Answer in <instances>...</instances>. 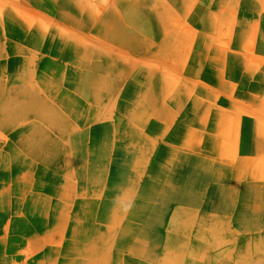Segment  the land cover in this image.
<instances>
[{"label":"crops","instance_id":"0c3cea01","mask_svg":"<svg viewBox=\"0 0 264 264\" xmlns=\"http://www.w3.org/2000/svg\"><path fill=\"white\" fill-rule=\"evenodd\" d=\"M8 1L14 3L0 0V7L15 8L21 34H35L28 38L25 53L33 55L31 43L39 31L51 35L59 30L65 42L61 50L75 44L79 66L105 80L98 96L79 101L81 113L57 112L67 117L60 128L81 132L91 123L93 130L81 133L103 135V120L117 117L110 132L116 127L126 135L117 149L133 168L142 160L143 173L138 180L133 170L132 178L121 180L122 189L115 191L117 183L109 194L82 188L72 178L68 140L53 145L57 148L52 152L32 138L30 144L23 142L24 133H39L23 123L38 116L30 108L22 112L23 103L35 106L39 100L37 79L23 78L35 70L25 68L9 78L0 65V122L10 119L0 124V264H59L60 252L65 258L63 231L69 221L91 232L88 239L73 232L71 240L78 238L74 264H89L83 253L99 241L124 264H264V0ZM28 6L37 13H24ZM5 35L10 36L2 33L0 38ZM119 49L157 65L158 82L149 75L123 82L118 72L133 71L134 65H119ZM58 63L63 71L72 66L65 59ZM106 70L116 71L115 76L103 79ZM128 85L142 88L141 100L116 96L119 87ZM107 86L114 88L110 104L102 97ZM135 106L143 112L137 131L141 149L129 137L135 134L134 125L128 124ZM75 120L81 123L72 126L79 123ZM96 144L101 159L102 142ZM231 148L239 151L238 161ZM53 164L54 169L49 167ZM233 184L242 212L237 227L230 218ZM39 192L43 199L50 194L58 199L56 224L49 225L47 208L37 214L45 205L36 199ZM132 197L138 199L133 206L148 217L136 227L139 217L132 216L121 239L112 240L113 226ZM142 198L147 205L141 207ZM103 216L113 222L99 240L93 232L104 227Z\"/></svg>","mask_w":264,"mask_h":264},{"label":"rangeland","instance_id":"374dc122","mask_svg":"<svg viewBox=\"0 0 264 264\" xmlns=\"http://www.w3.org/2000/svg\"><path fill=\"white\" fill-rule=\"evenodd\" d=\"M2 2H5L6 4H11L14 3L13 1H8V0H1ZM2 11H0V35L3 33L10 34V36L5 35L4 38H0V65L2 68H4L6 71L4 72L5 74L7 73L8 76L6 77H11L15 78L18 74L19 71L22 69L27 68L30 70L32 68L34 73L31 75L25 74L23 77L26 79L28 78H34L37 79L38 81V103L39 104H46L48 108L54 106L57 109V112H59L60 115H64L62 113L65 111V116H68V113L73 114L74 113H81L80 112V107H79V101L82 100H89L91 95H97L98 92L92 91V88L90 87V82L91 78L89 79L88 84L86 86H80L77 85L79 82V77L78 74H82L83 68H81L78 65H75L76 67L71 68L66 71H63L62 67L60 66V63H57L61 61L63 58L61 55L65 56L68 55L70 50L75 49L73 46L75 44L71 43L70 47L68 46V43L64 46L66 48V51H61V54L55 57L52 55L51 51V45L47 43L48 39L43 36L44 31H39V36L38 39H35L34 43L35 45L33 46L34 49L32 50L34 53L33 55L30 54V52L25 53L23 51L24 49L26 50V45L30 37L34 36L35 34L32 33H27V34H21V30L19 28V25L14 21L13 17V11L14 7L12 6H4L0 7ZM24 13L28 14V16H31L32 13H37L35 8L31 7H23ZM40 14L41 12L38 11ZM7 13V14H6ZM6 18V19H5ZM11 24H14L16 31L15 32L12 28H14ZM17 25V26H16ZM47 34V33H46ZM7 37V38H6ZM29 38V39H28ZM31 43V44H34ZM46 43L48 45H46ZM65 42H63V45ZM63 45L61 47H63ZM48 47V48H47ZM69 47V48H68ZM77 50V49H75ZM30 51V50H29ZM49 51V52H48ZM117 58L119 59V65L120 66H131L132 64L134 65V70H129L127 71H119L118 76L123 82L127 78L131 77H138V78H144L145 76L150 78L157 83L159 79V70L157 65H152L147 62L145 58H143L141 55L137 54H132L128 52L127 50L119 49L115 51ZM38 55V56H37ZM29 58V59H27ZM52 58H56V61L52 62ZM61 58V59H59ZM67 58V57H66ZM134 58V59H132ZM52 59V60H51ZM53 63L57 64V67L59 66V76H54L56 79L55 81H44V78H46V75H50V70L53 67ZM73 66V65H72ZM70 66V67H72ZM93 79H95L96 75L95 72L92 73ZM129 74V75H128ZM93 81V80H92ZM97 82V81H96ZM106 88L103 87V92H102V97L104 98L103 100L107 101L108 104L109 102L112 101L114 98H112V95H108V93L105 92ZM118 89V88H117ZM120 91H116V96L122 95L124 97L127 96H136L137 100H141V97L143 95V92L141 91L142 88L139 86H124V87H119ZM86 95L85 99L80 98L79 95L81 94ZM64 95L67 96L64 100L67 101H56L59 96ZM49 97V98H48ZM78 97V98H77ZM93 97V96H92ZM53 98V100L57 103H54V101L49 100ZM118 99V98H117ZM60 100V99H58ZM94 100V99H93ZM27 104V103H23ZM28 105V104H27ZM79 107V109H77ZM29 112V108L27 109ZM34 110V109H33ZM33 114H37L38 111H33ZM57 114V113H56ZM54 115L55 121L60 123V121H65L67 117L63 116H58ZM51 114L47 116H39L37 119H27L24 120V124H28L30 126H33L37 133L36 135L32 134H26L24 133L22 135V139L24 143L30 144L31 138L33 142L38 143L41 145L42 143H45V148L48 150V152H52L54 148H57L56 146L53 147V145L57 144H64L69 141V147H70V159H71V171H72V178L75 180L77 184H80L82 188H86L87 190L91 191H106L107 194L110 193V188H114V185L118 183V186L115 185L116 189L121 186V180H125L126 178H132L130 176V173L134 170V172L137 170L136 167L130 166L128 163L129 161H125L122 159V156L120 155L118 151V147L120 145V141L122 139H126V135L119 134L117 131H119L118 128H115L114 134H112L110 131H112V128H110L111 124H116L119 120L117 117H107L106 120H103V131H107L103 135H94V134H83L81 133L82 130H93L90 129L91 123H87V125L84 124V126L81 129V132L79 129L75 128L74 133L69 132L68 129H57L55 126L52 124V119H50ZM107 115V113L105 114ZM75 117H79L75 115ZM133 118L129 119V126L132 124L135 127V131L137 132L140 130L139 128L142 127V125L139 123V121H143V112L141 106L137 107L135 106L133 109ZM13 120V119H12ZM11 120V122H12ZM10 119H2L0 124L4 125L3 123L9 122ZM77 121V120H75ZM91 121L97 122L98 119H92ZM75 126H78V124H75ZM77 129V130H76ZM64 130H66L65 133H62ZM121 130V129H120ZM60 132V133H58ZM16 137L15 135H11L10 138ZM135 137L140 138V143H139V149H141V138L142 135H136ZM97 138V141H96ZM234 137L231 135V140ZM99 141L102 142L103 146V152H102V157L101 160L102 162H97L96 159L93 158L94 152L98 151L96 147H98V144L96 142ZM50 146V147H49ZM231 157L236 159L238 161V150L237 149H229ZM100 152L98 151V154ZM236 161V162H237ZM54 166L56 165H49L50 168L54 169ZM142 175V173H141ZM141 175L138 177V180L141 179ZM120 182V183H119ZM236 186V191L232 193V198H231V224L232 226H238L239 220L237 219V215L239 214L238 212V191H237V184H233ZM142 186V184H141ZM139 185L138 187L141 188ZM119 190V189H117ZM40 191V190H39ZM101 192V191H100ZM33 195H36L33 193ZM137 195V194H135ZM43 194L39 192L38 201L40 203H45V205L41 206L37 209L38 213L44 209L47 208L48 212V220H50L49 225L56 224L57 219H58V214L54 211L55 207L58 203V199L53 195L50 194L49 197L47 198H42ZM35 199V198H34ZM107 200L106 198H104ZM137 198L135 199L132 197V200H130L126 204V209L123 215L122 219L120 222H118L116 225L113 226V229H117L115 232H113V237L112 240L115 239L119 240L121 239L122 233L125 231L127 228L126 224L130 223L131 217L132 216H138L139 218L134 219V222L136 224V227L141 226V223H143L148 217V215H142L141 213L143 212L142 210L136 208L133 206V204L137 205ZM144 198L141 199V202L138 203V206H144L147 204L142 203ZM24 204L27 202L26 198H24ZM135 202V203H134ZM90 208H93L94 203H89ZM108 204H106V208H108ZM151 209V208H149ZM92 210V209H91ZM71 210L66 211L67 214L66 216L71 218L70 214ZM142 217V219H141ZM105 218V217H104ZM112 221H104V227L102 230H107V226L109 223ZM113 222V221H112ZM132 222V221H131ZM73 222L69 221L67 225H65L63 235L65 236L66 239V245H65V258L62 257V253L60 252V260L59 264H74L77 263V259L75 255L72 254L73 247L78 245L77 239L71 240V237H73V232L75 231L78 235L81 234L79 237L82 238L84 235L88 236L89 231L88 229H83L82 224H80L79 229H76V226H72ZM106 224V225H105ZM113 230V231H114ZM121 230V231H120ZM118 231V232H117ZM87 232V233H86ZM96 233V230H95ZM119 233V235H118ZM97 234V233H96ZM118 235V236H117ZM115 241V240H114ZM118 242V241H117ZM71 250V252H70ZM64 260V261H63Z\"/></svg>","mask_w":264,"mask_h":264},{"label":"bare ground","instance_id":"6f19581e","mask_svg":"<svg viewBox=\"0 0 264 264\" xmlns=\"http://www.w3.org/2000/svg\"><path fill=\"white\" fill-rule=\"evenodd\" d=\"M7 14V13H6ZM6 19V18H5ZM14 28H12L15 32H17L16 31V28H15V26H14V24H11ZM17 26V25H16ZM58 32H59V30H55L54 31V34H46V33H44L43 34V36L44 37H46L47 39H48V41H47V43L48 44H50L51 45V49H53L52 51H51V53H52V55H54L55 57H57L58 55H60L61 54V46L63 45V42H64V40H63V38L58 34ZM46 43V45H48ZM33 45H35V43L33 44ZM48 48V47H47ZM75 48V47H74ZM76 49V48H75ZM75 49H72V50H70V52L68 53V55H66V57L67 58H65V60L66 61H68L69 63H71L73 66L72 67H69V69H71V68H74V67H76L75 65H81L82 63H79L77 60H80V52L78 51V50H75ZM49 52V51H48ZM52 60V59H51ZM52 62H54L53 60H52ZM81 62V61H80ZM58 63V62H57ZM69 63H67V64H69ZM104 63L107 65V63H106V61L104 60ZM53 67H51L52 69L49 71L50 72V75H46V78H44V81H47V82H50L51 80H53L54 79V76H59L60 75V73H59V71H58V69H59V66L57 67V64L55 63H53V65H52ZM64 67H62V69H63ZM82 68V67H81ZM83 73L81 74H78V76H80L79 77V82L77 83V85H80V86H82V88H83V86H86V84H88V82H89V79H90V74H91V72H93V71H89V70H85L84 68H83ZM106 74V75H105ZM110 74H111V77H114L115 76V74H116V71H112V70H106L105 72H103V75H102V77H103V79L105 78V77H107L108 75V77H110ZM24 79H26L25 77H23ZM98 79H102L101 78V76L99 75V76H96L95 77V79H93V82L91 81L90 82V84H92V85H90V87L92 88V91H94V92H98V91H96L97 89H100L101 88V85H102V83H104V81L105 80H101V82L98 80ZM95 81H97V83H95ZM99 83V84H98ZM103 86V85H102ZM84 89V88H83ZM105 90V92L106 93H108V95L110 96L111 94H112V92L111 91H113L114 90V88L113 87H109V86H107L106 87V89H104ZM103 91V90H102ZM80 96V98H82V99H85V97H86V95H84L83 93L81 94V95H79ZM93 103H94V100H93ZM28 104V105H27ZM27 104H22V112H23V114L25 115L26 113H28V108H30V110H33V109H35V108H37V116L39 117V116H42V115H45L46 117L49 115V114H51L49 117H50V119H52V124H53V126H55L57 129H60V124L63 122V125L64 126H66L67 125V123L65 122V121H60V123H58L57 121H55V119H54V115L57 113V109L58 108H56V107H54V106H52V107H50V108H48L47 106H46V104H39L38 103V101L37 102H35V106H32V104H30V103H27ZM30 110H29V112H30ZM52 110H54V112L52 111ZM62 118H63V116L61 117V120H62ZM76 122H79V120H77ZM81 122H79L78 123V125L80 124ZM139 123L142 125L143 123H144V121H139ZM71 125L72 126H75V124L74 123H72L71 122ZM136 135H140V134H138L136 131H135V134L134 135H132V136H129V137H133L134 138V140L136 141V142H134L135 144H139L140 143V138L139 137H135ZM100 136V135H99ZM124 140H125V138H124ZM141 141H142V139H141ZM126 142V141H125ZM130 144V143H129ZM135 148H136V146H135ZM93 158L94 159H96L97 160V162H102V160L100 159V157H99V154H98V151H95L94 152V155H93ZM137 162V161H136ZM138 165L140 166H136V168H137V170H136V172H134V174L136 175V178H138L140 175H141V173H143V167H142V165H141V163H142V160H138ZM229 170H230V168H229ZM118 186V185H117ZM117 189H119V190H121L122 189V184H121V186L119 185V187H117ZM116 189V187H115V191H118ZM112 191H114V189L113 188H110V192H112ZM235 191V190H234ZM110 207V206H109ZM107 208V210H109L110 208ZM106 210V211H107ZM239 218H242V212H240V214H238L237 215V219L239 220ZM103 221H110V216H108V217H105L104 218V216H103ZM112 222V221H111ZM40 223V222H39ZM86 229H88V228H86ZM105 230L103 229H100V230H97V234L95 233V232H93V234L95 233V237H96V239H99V240H101L103 237H101V235H99L101 232H104ZM91 232H90V230H89V234H90ZM88 234V236H86V235H84V237H83V239H88L89 238V235ZM82 241V240H81ZM88 243V242H87ZM100 243V241L99 242H96V243H94L93 242V244L87 249V251H84V255H86L87 256V259L90 261V263L89 264H124V262H122V261H119V260H117V259H115L114 258V255L115 254H113V252H111L110 251V249L109 250H105V247L104 246H102V247H100L98 244ZM102 245H106V243L105 242H102ZM99 247V249H100V251H98L97 249H96V247ZM128 249V248H127ZM129 250V249H128ZM130 252H133V249L131 248L130 250H129ZM132 262H130V261H127L126 262V264H131ZM133 264V263H132Z\"/></svg>","mask_w":264,"mask_h":264}]
</instances>
